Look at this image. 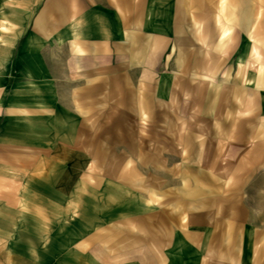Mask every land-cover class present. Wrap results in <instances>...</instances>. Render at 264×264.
I'll return each mask as SVG.
<instances>
[{"label": "crops", "instance_id": "0c3cea01", "mask_svg": "<svg viewBox=\"0 0 264 264\" xmlns=\"http://www.w3.org/2000/svg\"><path fill=\"white\" fill-rule=\"evenodd\" d=\"M0 264H264V0H0Z\"/></svg>", "mask_w": 264, "mask_h": 264}, {"label": "rangeland", "instance_id": "374dc122", "mask_svg": "<svg viewBox=\"0 0 264 264\" xmlns=\"http://www.w3.org/2000/svg\"><path fill=\"white\" fill-rule=\"evenodd\" d=\"M146 124H144V126H145Z\"/></svg>", "mask_w": 264, "mask_h": 264}]
</instances>
